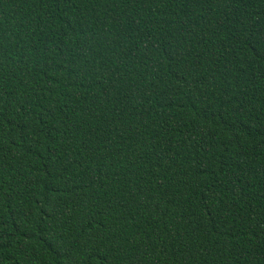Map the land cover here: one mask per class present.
Returning <instances> with one entry per match:
<instances>
[{
	"label": "trees",
	"instance_id": "16d2710c",
	"mask_svg": "<svg viewBox=\"0 0 264 264\" xmlns=\"http://www.w3.org/2000/svg\"><path fill=\"white\" fill-rule=\"evenodd\" d=\"M0 264H264V0H0Z\"/></svg>",
	"mask_w": 264,
	"mask_h": 264
}]
</instances>
